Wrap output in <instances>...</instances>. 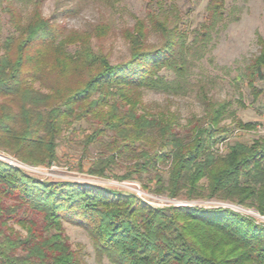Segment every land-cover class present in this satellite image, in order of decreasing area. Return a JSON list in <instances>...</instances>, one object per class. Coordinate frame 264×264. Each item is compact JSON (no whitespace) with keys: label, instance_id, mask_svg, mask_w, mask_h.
<instances>
[{"label":"trees","instance_id":"1","mask_svg":"<svg viewBox=\"0 0 264 264\" xmlns=\"http://www.w3.org/2000/svg\"><path fill=\"white\" fill-rule=\"evenodd\" d=\"M117 9L119 0H96ZM45 0H0L10 32L0 18V150L35 165L58 160L61 136L89 122L85 148L106 135L112 152L89 169L105 176L117 157L132 163L120 179L156 171L151 188L187 200L221 199L264 214V140L218 145L235 128L222 125L231 102L217 100L202 78L192 80L213 35L228 18L227 0H209L204 21L184 26L173 2L149 0L144 16L122 30L128 59L113 64L103 48L113 31L111 16L83 29L56 20L73 7L57 5L45 17ZM155 38V40H154ZM260 51L235 78L254 100L264 89V38ZM191 95L204 114L190 120L189 133L177 116L155 114L144 102L148 91ZM228 136V137H227ZM147 143L150 147H146ZM168 164V179L159 171ZM147 186V185H146ZM64 222L89 234L96 257L109 264H264V225L223 207H152L136 195L90 183L44 181L0 162V264H86ZM18 225L23 231L17 230Z\"/></svg>","mask_w":264,"mask_h":264},{"label":"rangeland","instance_id":"2","mask_svg":"<svg viewBox=\"0 0 264 264\" xmlns=\"http://www.w3.org/2000/svg\"><path fill=\"white\" fill-rule=\"evenodd\" d=\"M148 1L119 0L117 9H111L106 8L102 2L96 0H45L43 13L48 18L53 15L58 4L72 6L74 11L71 15L57 14L56 16V20L65 24L68 29H83L89 24L97 23L111 16L114 20L113 31L102 42L104 51L109 53L110 61L115 64L129 58L130 48L122 36V30L134 25L135 16L146 14ZM165 1L175 3L185 20L184 26L194 29L204 21L209 0ZM227 14L228 18L213 35L205 56L198 62L192 80L196 81L200 78L206 80L211 88L210 94L215 99L231 102L228 116L223 120L222 125L234 127V121L241 120L244 123H254L255 128L249 130L233 129L227 140L220 141L219 153H224L228 143H253L256 140H264V93L259 99L254 100L247 84L235 79L243 70L247 60L260 51L258 36L264 38V0H227ZM0 18L3 26L2 37H4L10 32L11 27L6 13H0ZM258 85L264 89L263 83ZM144 102L157 115L162 113L167 116L175 114L178 122L176 127L182 136L189 133V120L194 115L200 117L204 114L203 105L194 94L177 96L163 91L148 90L144 95ZM93 130L94 126L89 122L75 123L73 127L66 129L60 139L58 160L54 162L55 167L47 169L50 173L49 179L44 176L32 177L44 181H80L78 183H90L135 195L129 188L121 185L123 180L132 179H120L119 177L126 173L127 166L132 163L129 156L135 154L136 150L129 153L128 156L117 157L116 163L112 164L105 176L90 173V167L102 155L112 153L107 146L111 140L110 135H106L101 142L85 148L86 135ZM146 147H150V144L147 143ZM159 171L167 180L168 164H161ZM155 175L156 171L154 170L151 173L143 174L141 177L135 174L133 180L138 181L147 191L154 193L153 196H159V198L152 199L154 201L152 207L166 208L168 206L162 204L160 199L164 200L165 198L161 197L168 195L158 194L151 190L156 185L157 177ZM178 199L189 201V203L195 202L193 203L194 206L206 208L216 206L212 202L216 199L187 200L185 197ZM64 226L73 247L82 249L81 255L85 263L101 264L96 257L92 240L86 230L67 222H64ZM14 227L24 233L18 225ZM102 261L109 264L107 258H103Z\"/></svg>","mask_w":264,"mask_h":264},{"label":"built area","instance_id":"3","mask_svg":"<svg viewBox=\"0 0 264 264\" xmlns=\"http://www.w3.org/2000/svg\"><path fill=\"white\" fill-rule=\"evenodd\" d=\"M0 161L7 165L15 167L17 169H20L21 171L25 172L28 175L39 176V177L40 176L48 177L50 173L47 171V169L49 168L53 169L55 167L54 163L49 166L31 164L29 162L23 161L22 159L4 150H0ZM46 179H49V177ZM121 185L123 187L129 188L133 193H135L136 196H138L141 200L148 203L149 205H154V201L152 200L153 198H159V196H156V195L153 196L154 193L147 191L146 189L142 187V185L138 181H135L133 179L123 180ZM161 198H165L164 200L162 199L160 200L162 204L168 207L169 206L170 207L171 206H194L193 203H195V202L189 203V201H185V200H181V199L173 198L169 196H165ZM212 202L216 205L215 207H223V208L234 210L238 213H241L243 215H246L252 218L258 224L264 225V214L260 213L256 208L247 207L242 204L228 201V200H217L216 199L215 201H212Z\"/></svg>","mask_w":264,"mask_h":264}]
</instances>
